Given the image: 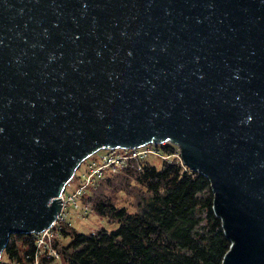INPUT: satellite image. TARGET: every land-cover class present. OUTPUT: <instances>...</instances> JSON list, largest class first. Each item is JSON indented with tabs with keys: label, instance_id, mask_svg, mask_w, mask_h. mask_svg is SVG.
<instances>
[{
	"label": "water",
	"instance_id": "1",
	"mask_svg": "<svg viewBox=\"0 0 264 264\" xmlns=\"http://www.w3.org/2000/svg\"><path fill=\"white\" fill-rule=\"evenodd\" d=\"M166 140L264 264V0H0V264L86 158Z\"/></svg>",
	"mask_w": 264,
	"mask_h": 264
},
{
	"label": "trees",
	"instance_id": "2",
	"mask_svg": "<svg viewBox=\"0 0 264 264\" xmlns=\"http://www.w3.org/2000/svg\"><path fill=\"white\" fill-rule=\"evenodd\" d=\"M160 160V167L136 160L112 169L87 190L83 201L117 221L114 229L82 232L64 221L53 241L59 257L38 254L36 233L12 234L1 264H35L37 257L39 264H222L232 241L214 212L209 177L181 161ZM118 182L134 201L119 204L101 191Z\"/></svg>",
	"mask_w": 264,
	"mask_h": 264
},
{
	"label": "built area",
	"instance_id": "3",
	"mask_svg": "<svg viewBox=\"0 0 264 264\" xmlns=\"http://www.w3.org/2000/svg\"><path fill=\"white\" fill-rule=\"evenodd\" d=\"M150 155H156L160 159L177 160L182 162L181 147L178 143L171 140L155 143L150 142L143 146L137 147H119L107 149L105 152L93 157L83 172L78 173L76 170L74 178L69 181L61 194L62 210L59 212L55 223L40 233H36V246L38 254L47 257H59V252L54 245V237L57 229H60L67 219L66 207L73 204L75 208H80L84 216L91 209V204L83 201L87 190L98 180L104 178L112 169H122L132 165L136 160H145ZM183 163V162H182ZM75 184V187L73 186ZM73 187V191L67 192L68 187ZM35 264H39L38 257Z\"/></svg>",
	"mask_w": 264,
	"mask_h": 264
},
{
	"label": "rangeland",
	"instance_id": "4",
	"mask_svg": "<svg viewBox=\"0 0 264 264\" xmlns=\"http://www.w3.org/2000/svg\"><path fill=\"white\" fill-rule=\"evenodd\" d=\"M106 150L107 149L105 148L99 149L97 152L86 158L82 162L77 172L78 173L83 172V170L87 165V162H89L93 157L98 156V154L105 152ZM145 160H148L149 162L155 164L158 167H160L162 163L160 158L157 157L156 155H150ZM73 186L75 187V184ZM111 186L112 187H107V184H104L101 187V191H104L105 189L106 190L105 193L113 195V197L116 198L117 202L119 201V204H124V203L126 204L134 201V196L130 192L119 189L120 186L119 182L116 185V187L113 185ZM71 191H73V187L70 186L68 187L67 192H71ZM65 210L67 211L68 221L71 222V224L76 229L82 232H90L101 227H106L107 229L111 230L118 226L117 221H113L106 216H100L97 213H95V211H93L92 209H90L87 213H85L84 216L82 214L83 213L82 210L80 208H75L73 204L68 205ZM68 240H69L68 238H64L63 242H68Z\"/></svg>",
	"mask_w": 264,
	"mask_h": 264
}]
</instances>
